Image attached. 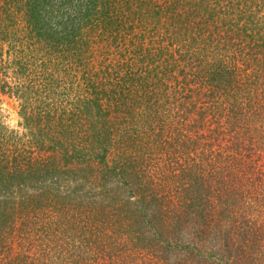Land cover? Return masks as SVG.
<instances>
[{
	"label": "trees",
	"instance_id": "obj_1",
	"mask_svg": "<svg viewBox=\"0 0 264 264\" xmlns=\"http://www.w3.org/2000/svg\"><path fill=\"white\" fill-rule=\"evenodd\" d=\"M0 69L23 121L0 115V264H135L213 233L236 263L237 218L264 220V0H0Z\"/></svg>",
	"mask_w": 264,
	"mask_h": 264
},
{
	"label": "rangeland",
	"instance_id": "obj_2",
	"mask_svg": "<svg viewBox=\"0 0 264 264\" xmlns=\"http://www.w3.org/2000/svg\"><path fill=\"white\" fill-rule=\"evenodd\" d=\"M249 2H248V5H249ZM239 22L240 23H246L247 20H241ZM4 51H5V48H4ZM5 57H6V55L3 52L2 53V59ZM0 71H1V69H0ZM8 75L11 76L10 71L8 72ZM3 78H4L3 75H1V73H0V79H3ZM6 80L11 85H14V83L17 82V80L14 77L13 78H11V77L6 78ZM2 83L3 82H0V86L2 85ZM3 85H4V83H3ZM186 105L182 104L181 108H177L178 111H180L179 113H181L184 109L191 108V106H189V102H186ZM199 105L200 104H198L197 107H199ZM0 115L2 116V120L5 123V125H8V127L10 129H13V130L18 131V132H20L22 130L20 124L23 121H22L21 117L19 116V102L16 101L15 98L8 96V94H1V91H0ZM184 115H185V113H184ZM178 116H176L175 120L177 118H180L181 114H178ZM183 117H181L180 119L182 120ZM173 123H175L174 120H173ZM153 147L154 146L151 147L152 150H150V152L144 154V157H143L144 161L143 162H145V164H144L145 166H146V164L148 166V164H150V161L154 160L156 158V156L159 154L156 150L157 147L156 146L154 148ZM145 159H148V160H145ZM178 168L182 169L181 167H178ZM178 168H175V170H177ZM175 170H174V172H175ZM180 171L181 170H179L177 172H180ZM153 176L158 181L159 178L157 177V174H153ZM163 184H165V183H163ZM160 187H162V186H160ZM239 218H237L238 221L235 222V224H234L235 230L238 231L237 232L238 237L235 234L233 236V239H231V241H229L230 245H232V243H233V245H232L233 250H231V249L225 250V252L223 253L224 258L226 260H230V259L235 258L236 259L235 264H264V220H262V221L258 220V222L254 223V224H251L248 222L247 226H244L241 223L239 224ZM240 221H242V220H240ZM221 227H222V230H220V231L224 232V230L226 231L230 228V225L225 223V224H222ZM258 229L261 230V232H258L257 231ZM244 233L245 234L247 233V235H248V237H247L248 243L242 237V234H244ZM250 233H251V243L249 242ZM223 234L224 233H222V235L219 236V233H218L216 236V234L213 233V236H211L209 239L207 237L202 242L199 241L194 236L184 237V239H186L189 242L191 247L195 246V245L199 246V243L202 245V247L200 249H197V251L199 253L193 249L187 250L185 246L184 247H176V248H172V250L169 251L168 253H164V254H158V252L155 253L151 256L153 258L152 259L148 253H153V252H155V250L142 249V251L138 255H136L135 257L129 256L127 263L131 260L135 264H155L157 261L158 262L156 264H160V263H163V264H217L214 262V260H212L213 256H207V254L209 253L207 249H209L211 247V245L214 244V242L218 241L219 239L222 241H225V237ZM215 236L218 238V239H216V241H214V239L216 238ZM237 258H239L238 261H237ZM228 264H231V263L228 262Z\"/></svg>",
	"mask_w": 264,
	"mask_h": 264
}]
</instances>
